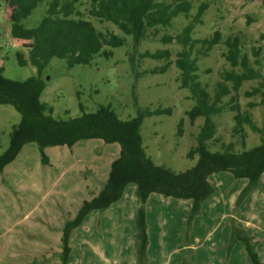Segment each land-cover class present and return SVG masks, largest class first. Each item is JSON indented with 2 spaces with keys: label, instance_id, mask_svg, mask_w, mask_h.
Wrapping results in <instances>:
<instances>
[{
  "label": "rangeland",
  "instance_id": "374dc122",
  "mask_svg": "<svg viewBox=\"0 0 264 264\" xmlns=\"http://www.w3.org/2000/svg\"><path fill=\"white\" fill-rule=\"evenodd\" d=\"M48 1L39 2L21 19V25L38 26ZM200 1H207L208 7L201 21L195 24L191 37H210L215 30L221 33L222 40L239 35L241 52L252 65L255 58L259 59L264 76V4L261 0H193L190 13L195 12ZM78 8L97 29L123 35L112 22L89 16L86 4ZM187 21L188 18L178 15L166 31L175 34ZM10 29L8 6L0 0L2 75L19 80L36 77L35 66L30 62L19 64L16 57L17 52H22L27 58L28 41L13 37ZM124 36L126 43L106 47L111 54L97 55L89 64L69 67L64 58L52 57L40 73L44 85L39 99L56 119L79 115L80 104L85 111L109 105L122 119L136 117L147 109L151 114L143 116L140 123L145 154L155 165L174 171L186 169L195 163L196 158H189L187 152L195 142L203 117L190 121L187 111L194 101L190 91L179 86V71L173 63L164 71L150 72L164 61L151 57L138 59V54L145 49L167 47L175 53L179 46L162 45L159 37L134 46L131 37ZM257 47L259 54L255 56L252 48ZM225 50L222 41L213 45L207 55L198 57L202 83L213 87L219 71L229 67L223 57ZM257 83V79L247 80L240 87L242 110L249 109L248 100H260V94L243 95ZM159 108L171 111L159 113ZM251 111L256 123L263 127L264 104ZM215 120V136L223 142L233 141L236 150L249 149L260 141L259 134L248 126H245L244 144L238 136L231 135L232 111H224ZM19 121L20 113L13 105L0 104V153L7 148L9 134ZM118 155V143L99 138L81 139L71 146L40 148L34 141L23 145L0 171V264H130L132 260L133 264L135 261L136 264H252L242 240L230 244L233 223L254 236V249L259 262L264 264V172L257 185L239 202L237 196L247 183L245 178H235L226 171L210 174L208 182L212 191L194 215H191L192 199L160 194L162 202L152 199L145 205L146 200L142 203L138 197L136 184L130 182L114 205L110 204V212L102 215L103 210H96L91 217L85 216L72 225L83 200L95 196L107 181L111 162ZM242 182L246 183L242 186ZM136 199L138 206L132 214ZM139 208L143 229L137 224ZM145 215L150 217L148 243L150 240L151 245L145 243ZM178 242L181 245L177 246Z\"/></svg>",
  "mask_w": 264,
  "mask_h": 264
},
{
  "label": "trees",
  "instance_id": "16d2710c",
  "mask_svg": "<svg viewBox=\"0 0 264 264\" xmlns=\"http://www.w3.org/2000/svg\"><path fill=\"white\" fill-rule=\"evenodd\" d=\"M4 1L9 9L11 35L28 41L25 45L27 58L22 52H17L18 63L30 62L38 73L36 77L25 80L7 79L0 68V104H11L20 113V121L9 134L8 146L0 153V171L16 157L23 145L32 141L40 148L46 145L71 146L88 138L119 144V155L111 162L107 181L95 196L83 200L72 225L78 224L94 210L108 208L130 182L136 184L142 203L150 193L192 199L191 215L197 213L200 203L211 193L208 176L212 173L227 171L235 178L247 179L238 193V202L257 185L264 172V126L256 123L251 109L264 104V76L260 71V61L255 58L253 65L250 64L248 56L241 52V39L237 34L222 40L221 33L215 30L210 37H191L195 24L201 21L202 13L208 7L207 1H200L195 6V12L190 13L193 0H49L40 23L33 28L23 27L20 21L42 0ZM261 2L264 4V0ZM83 3L89 16L112 22L123 35L112 30L97 29L89 18L81 15L78 5ZM178 15L188 18V21L177 33H168L166 30ZM124 35L131 37L134 46L157 37L162 45L174 43L179 46L175 53L167 47L153 51L145 49L138 54V59L151 57L164 61L150 72L164 71L173 63L179 71V86L188 89L194 101L187 111L190 121L193 123L196 118L203 117L195 142L187 152L189 158H196L195 163L186 169L174 171L155 165L145 154L140 123L143 116L151 114L147 109L136 117L122 119L109 105H99L94 111H85L80 104L79 115L56 119L52 117L50 108L39 99L44 85L40 73L52 57L64 58L69 67L89 64L97 55H110L111 50L106 47L126 43ZM222 41L226 47L223 57L229 67L219 71V78L210 87L199 80L198 57L207 55L213 45ZM196 44L199 47H195ZM252 54L258 56L259 47L252 48ZM238 66L240 70L236 69ZM254 79L258 80L257 85L245 90L243 95L250 97L260 94V100H248L246 105L249 109L242 110L240 87L244 81ZM226 110L233 112L231 135L238 136L244 144L245 126H248L259 134L257 145L236 150L233 141L223 142L215 136V117ZM170 111V108L157 109L159 113ZM141 211L139 208V229L144 226ZM234 225L230 230V244L242 240L251 263L261 264L254 249V236ZM141 243L144 244V240ZM64 251L67 252V248Z\"/></svg>",
  "mask_w": 264,
  "mask_h": 264
},
{
  "label": "crops",
  "instance_id": "0c3cea01",
  "mask_svg": "<svg viewBox=\"0 0 264 264\" xmlns=\"http://www.w3.org/2000/svg\"><path fill=\"white\" fill-rule=\"evenodd\" d=\"M227 172V171H226ZM247 180V179H246ZM246 182H242V186L245 184ZM241 186V187H242ZM157 200L158 201V203H160V202H162V196L160 195V194H156V193H151L148 197H147V199H146V202H145V205H146V203L147 202H149V201H151V200ZM114 205V203H112L111 204V207ZM137 206H138V200L136 199V204L134 205V207H133V213L132 214H134V209H135V207L137 208ZM111 207L107 210H103L102 211V215H105V214H107L108 212H110V209H111ZM96 212V210H94V211H92V212H90V213H88L87 215H86V218L87 217H91V215H94V213ZM146 214V213H145ZM145 224L147 225V230H145L146 231V238H145V243H148V225H149V220H150V217L147 215H145ZM85 218V217H84ZM134 218V215H132L131 216V220L134 222V220L135 219H133ZM161 218V217H160ZM153 222V221H152ZM253 235H255V234H253ZM151 237V236H150ZM138 240V239H137ZM133 244V243H132ZM134 244H136V242L134 243ZM149 245H151L152 243H151V241L149 240V243H148ZM137 245V244H136ZM179 245H181L180 244V242H178V245L177 246H179ZM134 250V249H133ZM133 250H132V252H133ZM179 250H181V247H180V249ZM123 251H125V248L123 249ZM146 251H147V248H146ZM180 256V255H179ZM130 264H133V260L131 261V263ZM134 264H136V261L134 262Z\"/></svg>",
  "mask_w": 264,
  "mask_h": 264
}]
</instances>
